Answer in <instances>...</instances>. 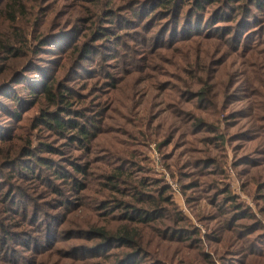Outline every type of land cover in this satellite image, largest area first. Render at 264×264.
Masks as SVG:
<instances>
[{"label": "rangeland", "instance_id": "1", "mask_svg": "<svg viewBox=\"0 0 264 264\" xmlns=\"http://www.w3.org/2000/svg\"><path fill=\"white\" fill-rule=\"evenodd\" d=\"M166 1L0 0V264H264V0Z\"/></svg>", "mask_w": 264, "mask_h": 264}, {"label": "trees", "instance_id": "2", "mask_svg": "<svg viewBox=\"0 0 264 264\" xmlns=\"http://www.w3.org/2000/svg\"><path fill=\"white\" fill-rule=\"evenodd\" d=\"M195 2V5L200 8V1L203 0H193ZM231 1V0H229ZM244 0H238V2H243ZM251 4H254L256 2V0H248ZM166 3L168 5H171L174 3V1L172 0H167ZM240 8V7H239ZM243 14H248V11H246ZM8 19L13 21L15 23L16 21V14L10 13L8 15ZM42 94L44 96H47L48 99L50 101H55V94L52 92V89L49 88L47 85L43 88ZM13 100V99H11ZM54 116V115H53ZM52 125L57 129V130H65V129H73L74 131L78 132V137H73V141L80 143L79 140H82V142H85L88 139V136L90 135V129L87 127V125H83V124H79L77 123L76 120L74 119H67L66 121H64V119L61 118L60 114H57L56 117H52ZM47 122V121H45ZM48 123V122H47ZM51 124V123H50ZM80 136V137H79ZM76 171L80 172V168L78 166H76ZM112 178H116V177H112ZM154 206H157L154 204ZM154 212H157L156 208H154L153 214ZM142 214V215H141ZM139 215L138 221L142 222L144 224H148V223H155L157 222L158 219H156V215H151L150 213H147L146 211L144 213H141ZM160 222V221H158ZM91 234H94V238L96 237H100L103 241H107V242H120L122 244L123 247H126L127 249H131L134 250L135 252H138L140 254H142V249L140 248L139 244L137 243V241H135V234L132 233L131 231L128 230V227H121L118 231L116 232H109L107 231L105 228H98V229H91ZM140 250V251H139ZM245 250H247L245 248ZM139 254V256H140ZM126 257V259L132 258L133 255H128L127 254H120L118 255V259H120L119 257ZM259 264H263V263H259Z\"/></svg>", "mask_w": 264, "mask_h": 264}]
</instances>
